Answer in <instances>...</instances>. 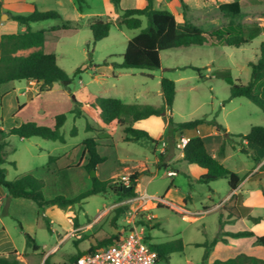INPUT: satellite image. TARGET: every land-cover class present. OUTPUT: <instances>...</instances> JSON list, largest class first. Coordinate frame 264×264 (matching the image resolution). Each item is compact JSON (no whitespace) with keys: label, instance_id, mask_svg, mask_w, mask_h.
<instances>
[{"label":"rangeland","instance_id":"374dc122","mask_svg":"<svg viewBox=\"0 0 264 264\" xmlns=\"http://www.w3.org/2000/svg\"><path fill=\"white\" fill-rule=\"evenodd\" d=\"M137 3L138 0H124L121 4L112 0H85L82 3L85 15H82L78 0H0V37L3 33L25 31V27L12 17L14 15H26L34 8L59 11L62 19L33 22L31 28L48 30L44 48L47 52L55 53L58 65L67 73L73 76L78 68H83L73 76L70 89L60 82L55 83V91L63 89L67 97V100L60 99L57 104V109L67 116L61 129L66 142L37 136L21 138L9 135L7 130H0V139L8 144L4 164L7 178L14 179L29 172L44 181L43 192L47 199L57 196L74 198L92 186L91 171L79 163L83 155V140L97 137L100 144L98 153L105 158L97 168V176L110 185L105 192L89 195L64 207L48 205L44 216L37 215L30 204H15L13 215L8 212V206L7 212L0 217V254L14 252L11 257L22 264H46V259L49 264H70L71 257L79 251L142 225L145 234L151 236L149 242L183 240L184 249L172 253L168 261L160 264H211L216 260L224 261L244 255L264 259V246L257 244L254 237L236 240L231 245L220 239L225 230L254 229L257 235L264 234V226L254 228L256 222L252 218L262 217L264 220V198L259 193L264 189V174H257L252 181L245 183L244 206H238L239 213L242 209L244 215L236 216V210L224 209V206L233 208V201L226 199L230 192L227 179L198 183L196 180L190 181L184 173L168 174L174 170L176 162H168L164 158L159 163L155 162L161 156V146L159 144L156 151L155 143L166 121L164 117L149 128L152 139L143 137L139 141L129 142L124 140L126 133L122 126L103 124L98 110L91 106H82L81 117H75L71 112L69 103H74V109L76 101L85 102L91 94L116 97L125 103L159 106L163 104L161 78L167 77L176 82V95L169 113L174 122L215 118L226 129L229 127L228 132L233 134H246L252 126L264 127V110L246 97L232 98L231 84L227 81L228 78L237 84L249 81V62L257 59L260 45L264 42V30L251 43L241 47L228 46L208 37L203 45L162 51V68H125L118 64L122 62L128 40L137 35L140 29H128L121 21L118 22V18H121L122 8H136ZM190 3L196 5L200 2L190 0ZM204 3L208 6V16L193 14V22L202 24L206 31L231 22L264 28V0H241L242 12L237 16L221 12L218 7L220 0L216 3L204 0ZM203 12L201 10L200 13ZM98 18L109 19L112 26L106 38L95 42L89 22ZM204 19L207 21L204 22ZM63 23H68L70 27L51 30ZM146 26L147 18L143 17V27ZM187 65L199 67L201 72L190 67L182 68ZM21 82L24 87L26 81ZM263 88L264 81L258 90ZM29 94L20 95L21 104L28 102V105L15 117L6 113L8 107L4 112L0 106V126L11 128L17 126L20 120H41L44 122L42 125L50 126L45 124L47 119L39 116L40 104L29 101ZM88 123L96 130H87ZM74 126L78 128V133L72 136ZM220 133L225 140L224 133ZM238 140L237 136L232 138V141ZM163 141L169 145L166 134L160 143ZM232 141L226 143L227 158L223 164L232 171L243 170L240 173L243 176V172L247 174L256 164L253 160L256 153L251 148L245 149V146L243 151L239 144L233 149L230 146ZM173 146L171 152L178 153L176 145ZM50 156L57 157V161L50 163ZM135 173V194H122L121 177L126 175L131 178ZM171 184L177 187V191L170 190L169 201L162 196ZM180 192L190 194L191 199L185 203ZM26 233L39 245L38 250L28 243ZM241 253L244 255L239 256Z\"/></svg>","mask_w":264,"mask_h":264},{"label":"trees","instance_id":"16d2710c","mask_svg":"<svg viewBox=\"0 0 264 264\" xmlns=\"http://www.w3.org/2000/svg\"><path fill=\"white\" fill-rule=\"evenodd\" d=\"M120 4L122 0H112ZM147 5L143 8H126L121 14V23L128 29H140V32L127 42L126 50L122 54V62L118 66L125 68H141V69H159L162 67L161 52L173 48L190 47L193 45H203L208 41V37L214 38L217 41L223 42L228 46L241 47L249 44L257 37L264 28L260 25H246L242 23H229L224 26H218L204 30L200 24L194 23L185 18L183 23H179L174 15L168 9L158 8L155 6V0H146ZM79 10L84 11L82 3L85 0H78ZM182 6L187 7L184 0H181ZM221 12L232 16L241 14L240 0L221 3L219 5ZM15 20L26 27L22 33H3L0 37V87L8 81L35 80L40 83V92L51 90L56 82H60L66 89H70L73 82V76L78 75L83 68H78L74 75L71 76L63 68H61L56 60L55 53L46 52L44 45L46 41V32L48 30H32L31 23L44 21L48 19H62V15L55 9L49 10H34L26 15H14ZM143 17L147 18V26L143 27ZM112 23L101 18L95 19L90 23L92 37L95 42L106 38L111 30ZM68 23H63L52 27L51 30L68 29ZM37 47V50L29 54H20L22 50ZM107 63V61H106ZM251 67L250 79L246 84L234 83L231 78L228 82L231 84V97H246L254 104L264 110V88L259 91V85L264 81V42L261 43L257 59L249 62ZM193 68L197 72H201V68L187 65L182 68ZM229 75V74H227ZM161 92L163 96V104L156 106L151 104L125 103L116 97H101L96 94H91L85 102H77V106L72 109L75 117L83 115L82 106L89 105L98 110V117L102 123L106 125L117 124L123 127L126 133L125 141H134L143 137L152 139L150 134L140 128H135L132 123L148 118L150 116H162L168 122L166 139L169 143L167 150L172 149L175 144L174 133L177 130L197 128L201 124L213 125L219 132L224 133L225 140L221 144L219 154L225 153L226 143L232 141L234 136L239 138V145L243 146L242 142L254 144L264 150V127L252 126L246 134H233L220 124L215 118L209 119L201 117L190 121L174 122L169 113L172 110L176 95V82L173 79L161 78ZM1 106V105H0ZM22 105L19 106L21 108ZM67 119L65 113H60L56 116V124L54 127L42 125L36 121L22 122L17 126L7 128L9 135H18L21 138L42 137L49 140L66 142V138L62 133V127ZM87 130H95L89 123ZM78 133V128L74 126L71 130V135L75 136ZM154 140V139H153ZM156 141V140H154ZM84 155L88 157V163L84 166L87 171L97 170L99 164L104 162L105 158L98 153L99 145L97 137H89L83 140ZM7 142L0 139V186L6 192L7 197L2 202V213L7 212L10 200L12 198H27L34 201L38 205V215H45V207L47 205L66 206L81 201L89 195L105 192L109 187V182L101 180L97 175L92 177V186L88 190L80 193L74 198H66L65 196H57L52 199H47L44 195V181L35 177L31 173H26L16 179L7 178V168L4 164L7 161L8 151L6 149ZM163 155H161L162 158ZM258 160V157H256ZM57 157L50 156V162L56 160ZM183 160L188 163H195L204 168L206 171L196 179L198 183H210L218 179H227L231 190L238 188L242 182V178L231 169L227 168L216 157L211 155L204 144L202 137L196 136L190 138L185 149ZM133 189L128 192L121 191L124 195H134L137 185V174L131 175ZM264 194V192H263ZM191 199L190 194L184 198L187 203ZM228 210H236V216H243L239 213L237 206L226 208ZM258 223L262 217H252ZM224 220L221 221L223 223ZM23 229L22 223H20ZM234 238L250 237L255 233L252 230H242L237 232L226 233ZM115 234L110 238H105L99 241L97 246L91 245L85 251H79L71 257L70 264L87 251H93L96 247L102 244H109L112 240L118 237ZM28 243L31 244L34 250L39 249V245L34 238L26 233ZM147 238H151L147 234ZM256 242L264 246V234L256 237ZM152 247L158 252L159 261H168L171 254L184 249V243L181 238L152 243ZM14 252L8 254H0V264H22L20 260L11 257ZM244 255V254H241ZM240 256V255H239ZM46 264L48 259L45 260ZM65 264V263H63ZM211 264H264V259L255 256L234 257L225 261L216 260Z\"/></svg>","mask_w":264,"mask_h":264},{"label":"crops","instance_id":"0c3cea01","mask_svg":"<svg viewBox=\"0 0 264 264\" xmlns=\"http://www.w3.org/2000/svg\"><path fill=\"white\" fill-rule=\"evenodd\" d=\"M123 1L124 0H122L120 2V4ZM194 1H197L200 3L193 5L190 3V0H184V2L187 5V7L184 8L182 6L181 0H155V6L158 8L168 9L171 12H173L179 23H183L185 18H187L193 22L194 21L193 14H197L200 16L202 14L204 17L208 16V13H207L208 6L205 5L206 3H204V0H194ZM213 1L215 3L217 2V0H213ZM231 1H233V0H220L218 7L221 3L231 2ZM240 2H241V0H240ZM146 5H147L146 0H138L136 8H143ZM129 8H133V7H129ZM122 9L124 10L126 8H122ZM241 9H242V5H241ZM201 10H204V12L200 13ZM81 14L85 15L84 12H81ZM104 15L107 16L108 18L110 17V15H108V14H104ZM96 17H102V15H97ZM204 17H202V19ZM197 20L200 21L199 18H197ZM107 21H110V20L107 19ZM111 21H113V20H111ZM119 21H121V18H118V22ZM205 21H207V19H204V22ZM200 25H202V24H200ZM217 25H219V24H217ZM89 26H90V22H89ZM216 27H218V26H216ZM202 28L204 30H206L205 27H202ZM25 29H26V27H25ZM211 39H214V38H211ZM37 49H38L37 47H34V48L27 49V50H22L19 53L26 55V54H29L30 52L34 51V50H37ZM44 50H45V48H44ZM25 81H26V85L24 87L21 86V84H22L21 81L19 83L17 81H8V82H5L1 85V87H0V105H1V107L4 108V112H5V110H7V107H8L9 109L7 110L6 113L9 115H12L13 117H15L16 115L21 113L26 108V106L28 105V102L21 104L20 95H27L30 93L29 94V101H31V102L37 101L40 104L39 109H41V113L39 114V116L44 117L45 119L48 120V122H45V124H48L51 127H54L56 124V116L61 113V110L57 109L58 108L57 104L60 103L59 102V101H61L60 99L64 98L67 100L65 91L63 89H57V91H55L56 89H55V84H54L51 90L40 92V83H38L35 80H33V81L25 80ZM11 103H12V108H11ZM20 105H22L21 108H19ZM69 106L71 107V111H72V108L74 107V103H69ZM159 118H162V116H150L148 118H145V119H142V120H139V121L132 123V126L135 128H140V129L146 130L150 134V136L153 137L149 128H151L159 120ZM28 121H30V120H28ZM37 121H38L37 123H39V124H44V122H42L41 120H37ZM22 122H24V120H20L16 125H19ZM205 126H208V127L205 128ZM100 127L102 129H104V126L101 125ZM167 128H168V122L165 121L163 129H162L161 134L159 136L160 138H159L158 142L155 143L156 144L155 145L156 151L159 149V144L161 146L160 141L165 138ZM6 129L7 128L0 126V130H6ZM227 129H229V127H227ZM179 134H180V130H177L174 133V140L177 136H179ZM183 134H185L186 136H188L190 138L196 137V136L202 137L207 151L211 155L216 157L221 163H224L225 159L227 158V152H226V148H225V153L223 155L219 154V149H220L221 144L223 143L224 140L221 136V133L217 130V128L215 126L208 125V124H201L197 128L184 129ZM139 140L140 139L134 140V141H139ZM157 143H158V145H157ZM242 143H243V146H241L242 150L244 151V146H245V149H247V148L253 149V151L256 153V157H258V160H256V158L254 157L253 160H255L256 164H254L250 168V170H248L247 174L244 175V172H243V176L240 175V173H242L243 170H233L242 178V182L240 183L238 188L235 190L230 189V192H229L228 196L226 197V199L228 201H233L232 202L233 207L241 206L240 204H242V206H244V185H245V183H247V182L249 183L250 181H252L257 174H264V150L261 149L260 147L256 146V145L248 143V142H242ZM237 144H239V140L238 141H232L230 143V146L233 149H236ZM82 151H83V155H82L81 162L79 163V165L84 167L88 163V157L86 155H84V146H83ZM160 155H163L162 158H161V156L157 157V159H155V162L159 163L163 158L166 159L168 162H172V163L176 162V166H173L174 171L176 173H184L185 175H187L190 178V181L196 180L198 177H200L201 174H203L206 171L204 168L198 166L195 163H188L187 161L183 160V155L180 152V150H178V153H173V152H171V149L167 150V147L163 148L161 146L160 147ZM56 161H57V159L53 160L52 162H56ZM49 162H50V160H49ZM26 173H29V172H26ZM26 173H23L22 175H24ZM22 175H20V176H22ZM96 175H99L98 169L96 170ZM20 176H18V177H20ZM154 176L155 175H153L150 178L149 182L154 178ZM18 177H16V178H18ZM16 178H14V179H16ZM176 189H177V187L173 186V184H171L167 188V190L165 191V194L162 197H165L169 201H171L170 200V197H171L170 196V190L175 191ZM263 190L259 191V193L263 194ZM180 194H181L182 198L183 197L185 198V196H186L185 192H180ZM6 197H7L6 190L2 186H0V208H2V202L6 199ZM263 198H264V194H263ZM183 201H184V199H183ZM247 201L248 200H246V202ZM33 202L34 201L28 200L27 198H22V197L12 198L10 200V203H9L8 212L13 215V206L15 204L26 203V204L32 205L35 213L37 212V215H38V205H36V203L35 202L33 203ZM224 207H227V206H224ZM241 213H242V209H241ZM258 225L264 226V220L262 219L260 222L255 223L254 228H256ZM248 230H250V229H248ZM252 231L255 233V235L250 236V237L251 238L254 237L256 239V237L259 235H257V232H255L254 229H252ZM233 232H237V231H233ZM226 233H228L226 230L223 231L220 239L227 245H231L236 240H241L243 238H246V237L234 238L232 236L227 235ZM257 246H259V245H257ZM241 254H244V253H241ZM241 254H238V255H241Z\"/></svg>","mask_w":264,"mask_h":264},{"label":"built area","instance_id":"2783aa9c","mask_svg":"<svg viewBox=\"0 0 264 264\" xmlns=\"http://www.w3.org/2000/svg\"><path fill=\"white\" fill-rule=\"evenodd\" d=\"M190 137L180 130L179 136L175 138V145L184 155V149ZM163 148L167 142H161ZM176 172L170 170L168 174ZM122 186H132L131 178L123 175L120 179ZM73 264H160L158 252L152 247L145 234L144 226H134L125 234H120L109 244H102L93 251H87L73 262Z\"/></svg>","mask_w":264,"mask_h":264},{"label":"water","instance_id":"95a60500","mask_svg":"<svg viewBox=\"0 0 264 264\" xmlns=\"http://www.w3.org/2000/svg\"><path fill=\"white\" fill-rule=\"evenodd\" d=\"M95 175H96V170H91V176L94 177ZM120 189L123 192H128V191H131L133 187L132 186H121Z\"/></svg>","mask_w":264,"mask_h":264}]
</instances>
